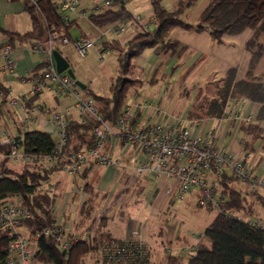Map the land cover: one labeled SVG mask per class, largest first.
I'll return each mask as SVG.
<instances>
[{"label": "trees", "instance_id": "obj_1", "mask_svg": "<svg viewBox=\"0 0 264 264\" xmlns=\"http://www.w3.org/2000/svg\"><path fill=\"white\" fill-rule=\"evenodd\" d=\"M21 1L31 17V29L20 35L8 33L0 28L1 32L9 36L10 41L14 35L25 40L43 41L49 32L72 39L69 30L75 21L60 18L51 0H37V6L32 5L29 0ZM161 2L162 0H150V29L145 28L144 22L138 20L125 6L126 3L119 0H115L114 7H102L98 12L88 14V20L96 27L129 24L134 33L124 43L114 38L105 39L100 44L102 51L112 50L115 53L117 74L110 84L108 95H98L86 86L81 90L83 96L93 100L104 120L113 121L128 98L131 80L126 75L131 70L132 59L149 47H153L156 53H176L179 42L169 37L172 29L179 27L205 31L217 42H220L224 35H236L250 29L252 34L245 47L251 53V61L245 76L236 79L234 70L229 69L226 75L215 83L214 94L201 103L197 101L196 107L205 108L206 115L221 117L230 99L243 98L255 103L258 106L255 119L250 122L241 121L238 126L250 136V141L259 140L264 148V74L256 75L252 71L256 60L264 54V46L258 40L259 34L264 32V0H208L194 24L186 22L183 16L197 0H176L171 9H165ZM54 48L61 53L56 44ZM7 92V87L0 82V101L5 99ZM31 100L29 98L25 101L26 107H30ZM92 129L91 121L68 122V140L62 152L76 153L90 148L95 140ZM15 139L18 147L29 154L46 155L52 153L55 148L50 134L41 130L25 131ZM3 148L0 146V151ZM62 163L63 161H59L48 169L38 168L37 164H27L15 171L9 167L6 158L0 159V205L7 197L18 195L22 204L32 211V217L21 222V226L26 228L29 235L39 233L34 260L40 264H84V257L96 249L97 237L103 235L96 232L91 240L77 242L69 249L68 256L55 248L50 238L42 235L45 228L53 226L55 218L51 210H46L50 205V197L47 192L39 190L40 182L48 178L52 171L61 170ZM89 166L90 164L83 169L80 177H85ZM231 180L238 179L226 171L218 178V212L203 231L209 245L200 243L195 253L186 261L180 257L168 256V264H264V226L253 227L247 221L251 218L264 220V194L249 190L250 201L240 189L230 186ZM84 188L89 192V196L82 204L81 213L86 216L91 207L89 202L92 192L88 184H85ZM253 203L258 204L262 215L259 212L258 216L253 210ZM233 213H241L245 219L237 218ZM6 256L7 239L0 234V264L5 263Z\"/></svg>", "mask_w": 264, "mask_h": 264}, {"label": "built area", "instance_id": "obj_2", "mask_svg": "<svg viewBox=\"0 0 264 264\" xmlns=\"http://www.w3.org/2000/svg\"><path fill=\"white\" fill-rule=\"evenodd\" d=\"M60 18L69 21V14H86L79 0H51ZM126 3L128 0H119ZM37 6V0H29ZM115 0H98L88 12H98L102 7H112ZM114 7V6H113ZM140 20V17L136 15ZM152 19V18H151ZM126 25H109L101 32L95 41L87 36L72 40L79 55L83 56L87 49L95 42L102 43L107 34L118 38L126 32ZM144 27L147 25L144 23ZM69 43L70 39L49 32L43 41H34L30 49L41 57L42 68L33 75L34 84L30 95H36L45 88H52L57 96L70 98L78 110L81 123H93L92 134L94 143L88 149L76 153L62 152L68 140L67 124L71 112L66 108L63 112L51 111L46 119L48 130L56 137L55 148L52 153L36 155L24 152L17 145L13 136L0 134V159L6 158L21 166L37 164L38 168H46L63 161L61 169L72 177L78 178L87 165L119 166L121 159L112 157L106 150L107 143L114 137L118 138L126 149L137 148L140 158L133 170L137 176L153 175L159 180H168L166 192L175 190L177 198L193 190L198 191L197 204L219 208L218 178L228 170L240 181L248 184L251 191H264V177L256 175L251 165V151L246 149L241 141V152L235 153L227 146L218 145L216 130H211L206 136L197 134L201 122L197 120L183 121L180 115H166L163 120L155 123H143L140 112L147 113L151 104L134 97L125 102L118 117L113 121H106L91 98L83 96L81 89L65 73H58L55 69L52 51L56 42ZM0 71L10 72L14 68L12 49L8 42L0 44ZM25 99L21 101L15 97L10 101L25 110ZM245 99H235L226 104L223 117L237 122H250V118L241 117V109ZM46 210H51L48 206ZM100 213L95 211L90 222L83 231L74 233L73 222L68 227L54 223L51 228H45L42 235L50 238L52 244L59 251L68 256L69 249L79 241H89L96 234L97 220ZM32 211L22 204L18 195L7 197L0 205V234L7 239V256L4 264H40L34 260L37 250L39 233L22 234L19 232L21 222L30 219ZM253 227L264 226L262 219H248ZM96 256L94 264H148V248L140 232L134 230L130 237L115 239L108 235L97 237Z\"/></svg>", "mask_w": 264, "mask_h": 264}, {"label": "crops", "instance_id": "obj_3", "mask_svg": "<svg viewBox=\"0 0 264 264\" xmlns=\"http://www.w3.org/2000/svg\"><path fill=\"white\" fill-rule=\"evenodd\" d=\"M175 1L162 0L161 5L165 9H171ZM93 5L88 6L84 4L82 6L88 10ZM125 6L127 7V5ZM136 15L147 25V28H152L150 22L152 9L150 15L147 17H143L139 13ZM81 16L79 14L68 15L69 21L74 20V24H77V18ZM183 19L188 23L194 24L192 21L186 20L184 16ZM0 28L8 33L20 35L31 29V17L21 0H0ZM97 28L101 29L100 27ZM100 33L97 32L96 34L99 35ZM133 33L134 29L118 38L106 35L105 39L111 40L116 38L121 43H124ZM251 34L252 30L246 29L236 35H224L222 40L217 42L212 40L205 31H195L194 29L179 27L172 29L169 37L179 42L178 49L180 50L177 49L176 53H171L170 51L156 53L153 47L145 48L139 55L132 59L129 74L133 77L132 80L134 81L141 76L140 78L150 85L148 92L152 91L151 85L162 77H168L170 81H178V87L175 89V99L170 106L160 102L166 90L165 84H162L156 94L154 92L152 93L153 99H148L145 96L139 97L137 90L134 89L133 92L129 91L126 101L138 97L151 104V110L147 113L144 110L140 112L139 120L143 123L159 122L168 114L180 115L184 122L190 120L201 122L197 129V134L200 136L204 137L209 131L216 130V138L214 141L218 145L227 146L235 153L241 152L242 141L246 149L250 150L251 148L252 150H250L252 154L251 165L254 173L260 177H264V148L261 147L259 140L254 142L250 141V136L239 128L237 122L223 117L227 109L226 105L221 117L206 115L205 108L196 107V95L201 89L200 87L197 88L198 85L205 86V94L207 95L204 98H210L216 89L215 83L223 78L229 69L234 70L236 79H241L245 76L251 61V53L246 49L245 44ZM14 36L13 40L10 41L9 36L0 31V44L4 42L10 44L14 59V68L12 71H0V82L8 89L5 99L0 101V134L16 137L25 131L41 130L49 133L55 142L56 137L49 132L46 122L49 113L51 111L63 112L68 108L71 112L69 122H80L78 110L70 98L57 96L52 88H45L36 95H30L29 91L34 84L33 75L38 74L42 68L41 57L30 49L34 41L25 40L16 35ZM82 36L86 35L83 33L78 35V37ZM258 40L264 46V32L259 34ZM60 51L67 59L62 50ZM252 71L256 75L264 74V54L256 60ZM75 79H77L76 76ZM128 79L131 80V77ZM134 81L129 83L130 87ZM190 82H194L195 85H192L189 91H186V84ZM85 85L87 86V84ZM14 97L19 101L22 99L26 101L31 98L32 100L29 103L30 107H25V110H23L18 105L12 104L10 99ZM232 102L233 99L227 101L228 104ZM257 108L258 106L255 103L250 100H245L241 109V117H249L250 121H253ZM259 149L262 152L260 151L258 155L253 156V151ZM106 150L112 157L120 158L121 165H90L84 178H74L62 169L55 170L48 175V178L40 182L39 190L47 192L50 197L49 206L51 207L52 214H54V223H58L66 228L70 222H73L72 231L78 233L84 230L90 222L92 213L97 211L100 213V216L97 220L96 232L111 236L115 239H123L130 237L131 233L134 230H138V228L135 229L133 223L115 226L112 217L107 220L108 214L102 202L109 195L128 189L131 179L137 176L133 174V170L140 155L137 148L126 149L116 137L107 143ZM49 167L46 168L48 169ZM226 172L229 173L228 170ZM139 177L143 181L150 180L153 182V187L148 196L149 198H147L151 207L155 208V205L159 206L164 199L168 201H171L173 198L177 199L175 190L171 193L165 190L169 185L168 180H159L153 175ZM85 184H88L92 192L89 202L91 207L86 216L81 213L82 204L89 196V192L84 188ZM142 184L146 185L145 182H142ZM255 192L256 194H264L262 190ZM188 194L196 195V205L198 206V191L193 190ZM250 199L251 197L248 195V200ZM255 205L258 204L255 203ZM19 232L25 235L28 234L24 226L19 228ZM177 239L183 242L177 248L180 252L168 254L167 257H180L184 261L183 253H187L193 249L196 250L200 244L196 240L190 241L186 235L179 236L178 234ZM167 257L166 264H168Z\"/></svg>", "mask_w": 264, "mask_h": 264}, {"label": "rangeland", "instance_id": "obj_4", "mask_svg": "<svg viewBox=\"0 0 264 264\" xmlns=\"http://www.w3.org/2000/svg\"><path fill=\"white\" fill-rule=\"evenodd\" d=\"M79 2L80 6L84 4L91 6L97 3L98 0H79ZM207 2L208 0H197V2L186 11L184 18L196 23L200 12L206 6ZM126 5L135 15L139 13L143 17H147L151 13L150 0H128ZM87 15L88 10H86V14L77 18V24H73L70 28L69 32L72 39H70L69 43L62 44L57 41L56 46L62 50L69 60L70 67L74 71L77 80L81 81L83 84H87L92 92L106 96L109 93L110 84L117 74V62L114 52L102 51L100 43L95 42L94 46L87 49L85 54L81 56L72 42L80 33L85 34L91 40L95 41L98 35L96 34L97 32L106 31V27L99 29L93 25L87 19ZM125 27L126 32L124 34L133 30L129 24H126ZM126 77H131V81H134L129 73ZM140 77L132 83L133 85H131L129 91L133 92L135 89L139 97L145 96L150 99L152 98V93L154 92L156 94L162 84H165L166 90L160 102L170 106L175 99V89L178 87V81H170L168 77H162L151 85L152 91L148 92L150 85L145 83ZM192 85H195L194 82L187 83L186 91H189ZM199 87L201 89L197 92L196 100L198 103H201L205 101L204 97L207 94H205L204 85H198L197 88ZM81 94H83V92H81ZM260 151V149L254 150L253 156L258 155ZM8 165L15 171L21 169V165L14 164L11 161H8ZM142 182H145L146 185L142 184ZM229 184L236 189H240L242 193L248 196L250 188L244 181L231 180ZM152 187V181H143L141 177L135 176L131 179L127 190L111 194L102 202L108 214L107 220L112 217L115 226L133 223L135 229H140V235L147 243L148 247V264H166V257L168 254L180 252L177 248L182 245L183 242L177 239L178 234L179 236L186 235L190 241L196 240L200 243L209 245L208 240L203 236V231L218 212L217 208L212 207L208 209L206 206H197L196 195L194 194H186L182 199L173 198L171 201L164 199L159 206L155 205L154 208L150 206L149 200L147 199L149 198L148 196L150 195ZM217 193H220L219 189ZM253 210L258 216L260 213L262 215V210L258 205L254 204ZM233 215L237 218L245 219L241 213H233ZM23 230L25 231V229ZM195 251L196 250L193 249L187 253H183L184 261L190 258ZM95 256V250L89 252V254L84 257V264H94Z\"/></svg>", "mask_w": 264, "mask_h": 264}, {"label": "water", "instance_id": "obj_5", "mask_svg": "<svg viewBox=\"0 0 264 264\" xmlns=\"http://www.w3.org/2000/svg\"><path fill=\"white\" fill-rule=\"evenodd\" d=\"M52 56L54 59L55 69L58 73L65 72L72 80L73 83L81 90H84L86 85L81 81L75 79V74L72 68L69 66L68 60L56 49H53Z\"/></svg>", "mask_w": 264, "mask_h": 264}]
</instances>
